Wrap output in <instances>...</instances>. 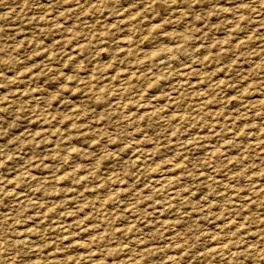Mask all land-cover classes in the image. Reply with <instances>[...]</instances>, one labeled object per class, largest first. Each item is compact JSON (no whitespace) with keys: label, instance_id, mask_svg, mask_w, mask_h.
<instances>
[{"label":"rangeland","instance_id":"1","mask_svg":"<svg viewBox=\"0 0 264 264\" xmlns=\"http://www.w3.org/2000/svg\"><path fill=\"white\" fill-rule=\"evenodd\" d=\"M161 1L0 0V264H264V0Z\"/></svg>","mask_w":264,"mask_h":264},{"label":"bare ground","instance_id":"2","mask_svg":"<svg viewBox=\"0 0 264 264\" xmlns=\"http://www.w3.org/2000/svg\"><path fill=\"white\" fill-rule=\"evenodd\" d=\"M160 1H161V0H160ZM162 1H163V0H162ZM162 1H161V2H162ZM167 1L169 2V0H166V2H167ZM151 2H152V0H151ZM164 2H165V1H164ZM166 2H165V3H166ZM174 3H175V2H174ZM179 3H180V2H179ZM167 4H168V3H167ZM172 4H173V2H172ZM174 5H175V4H174ZM182 5H183V4H182ZM177 6H178V5H176V7H177ZM179 6H180V5H179ZM183 6H184V5H183ZM149 7H150V9H151L153 6H149ZM168 7H171V6H168ZM168 7H167V8H168ZM167 8H166V9H167ZM177 8H178V7H177ZM179 8H180V7H179ZM179 8H178V9H179ZM166 9H164V10H166ZM171 9H172V8H171ZM178 9H177V10H178ZM177 10H176V12H177ZM179 10H180V9H179ZM184 10H185V9H184ZM153 11H154V10H153ZM156 11H158V10L156 9ZM180 11H181V10H180ZM154 12H155V11H154ZM181 13H182V12H181ZM158 14H159V12H158ZM178 14H179V13H178ZM175 15H177V14H175ZM162 46H163V45H162ZM166 47H167V46H166ZM166 47L164 46V48H166ZM170 47H171V46H170ZM176 47H177V46H176ZM172 48H173V47H172ZM180 48H181V47H180ZM172 50H173V49H172ZM176 50H177V49H176ZM176 50H175V52H176ZM166 51H169V50H166ZM158 52H159V51H158ZM161 52H162V51H161ZM161 52H160V53H161ZM172 52H173V51H172ZM175 52H173V53H175ZM179 52H180V49H179ZM165 53H166V52H165ZM168 53H169V52H168ZM176 53H177V52H176ZM181 53H182V52H181ZM181 53L179 54L180 56H181ZM148 55H149V54H148ZM164 55H165V54H164ZM171 55H173V54L171 53ZM157 56H158V55H157ZM166 56H167V55H166ZM169 56H170V55H169ZM173 56H174V55H173ZM175 56H176V55H175ZM180 56H179V57H180ZM182 56H183V55H182ZM145 57H146V56H145ZM153 58H154V57H153ZM167 58H168V57H167ZM167 58H166V59H167ZM176 58H178V55H177ZM176 58H175V59H176ZM141 59H142V58H141ZM154 59H157V58L155 57ZM166 59H165V60H166ZM172 59H174V58L171 57V61H172ZM161 60H162V58H161ZM177 60H178V59H177ZM145 61H146V60H145ZM153 61H155V60H153ZM167 61H169V60H167ZM151 62H152V60H151ZM161 62H162V61H161ZM176 62H177V61H176ZM170 63H171V62H170ZM162 64H163V63H162ZM167 64L169 65L168 62H167ZM167 64H166V65H167ZM166 65H165V66H166ZM168 65H167V66H168ZM188 65H189V64H188ZM185 67H186V66H185ZM185 67H183V68H185ZM188 67H189V66H188ZM188 67H187V68H188ZM180 69H181V68H180ZM191 69H193V68H191ZM189 70H190V69H189ZM177 72H178V71H177ZM177 72H176V73H177ZM181 73H182V71H181ZM187 73H189V72H187ZM190 73H192V72H190ZM185 74H186V73H185ZM182 75H183V77H184V73H182ZM187 75H188V74H187ZM194 75H196V74H194ZM191 76H192V74H191ZM191 76H190V77H191ZM181 77H182V76H181ZM192 78H193V77H192ZM194 78H195V77H194ZM180 79H181V78H180ZM182 80H186V79H182ZM182 80H181V81H182ZM189 81L191 82V80H188V82H189ZM167 82H168V81H167ZM179 82H180V81H179ZM193 82H194V80H193ZM181 83H182V82H181ZM181 83H179V84H181ZM184 83H186V82H183V84H184ZM186 84H187V83H186ZM189 84H190V83H189ZM174 87H175V86H174ZM174 87H173V88H174ZM188 87H190V86L188 85ZM176 88H177V87H175V90H176ZM194 89H195V88H194ZM170 90H172V89H170ZM173 90H174V89H173ZM173 92H176V91H173ZM193 92H194V91H193ZM198 93H199V92H198ZM170 94H171V93H170ZM170 94H169V95H170ZM190 94H192V93H190ZM193 95H194V94H193ZM193 95H190V96H193ZM201 95H202V94H201ZM194 96H195V95H194ZM196 96H197V95H196ZM199 97H200V95H199ZM199 97H198V98H199ZM192 98H193V97H192ZM192 98H191V99H192ZM194 98H195V97H194ZM201 98H202V97H201ZM199 99H200V98H199ZM197 101H198V100H197ZM170 106H171V105H170ZM194 106H195V105H194ZM196 106H197V105H196ZM196 106H195V107H196ZM195 107H194V108H195ZM200 107H201V106H200ZM190 108H191V107H190ZM190 110H191V109H190ZM198 110H199V109H198ZM185 111H186V110H185ZM195 112H196V111H195ZM184 116H185V115H184ZM179 117H180V116H179ZM184 118H185V117H184ZM257 130H258V129H257ZM258 131H259V130H258ZM255 132H256V131H255ZM257 134H258V133H257ZM234 136H235V134H234ZM163 176H164V175H163ZM159 178H160V177H159ZM161 178H162V177H161ZM163 178H165V177H163ZM172 178H173V177H172ZM167 179H168V178H166V180H167ZM158 180H159V179H158ZM160 180H162V179H160ZM163 180H165V179H163ZM155 181H156V179H155ZM172 181H173V182H176V181H174V179L171 180V182H172ZM153 182H154V181H153ZM163 182H164V181H163ZM165 182H166V181H165ZM171 182H170V183H171ZM155 183H156V182H155ZM161 183H162V182H161ZM167 183H168V182H167ZM176 183H177V182H176ZM162 184H166V183H162ZM157 185H158V184H157ZM172 185H173V183H172ZM158 186H159V185H158ZM161 186H162V185H161ZM165 186H166V185H165ZM168 186H170V185H168ZM154 187H155V186H154ZM174 188H175V187H174ZM178 188H179V187H178ZM168 189H171V188H168ZM156 190H157V189H156ZM158 190H160V189H158ZM181 192H182V190H181ZM171 193H172V192H171ZM178 193H180V192H178ZM183 193L185 194L184 190H183ZM182 195H183V194H182ZM186 195H188V194H186ZM174 196H176V195L174 194ZM174 196H173V197H174ZM177 196L179 197L178 194H177ZM177 196H176V197H177ZM178 197H177V199H178ZM182 197H183V196H182ZM171 198H172V197H171ZM179 199H180V197H179ZM182 199H183V198H182ZM187 199H188V198H187ZM169 200H170V199H169ZM184 203L186 204L187 201H185ZM126 208H127V206H126ZM130 210H131V209L128 208V211H130ZM158 211H159V210H158ZM155 212H156V211H155ZM159 212H160V211H159ZM130 213H131V212H130ZM133 214H134V213H133ZM132 217H133V216H132ZM65 226H66V225H65ZM69 227H70V226H69ZM91 230H92V229H90V231H91ZM93 230H94V229H93ZM83 231H85V229H84ZM65 232H66V230H65ZM68 232L70 233V231H68ZM71 232H73V231H71ZM82 233H83V232H82ZM71 234H72V233H71ZM86 234H87V233H86ZM86 234H85V235H86ZM75 235H76V234H75ZM77 235H78V234H77ZM81 235H82V234H81ZM85 235H83V236H85ZM83 236L81 237L82 239L84 238ZM82 239H81V240H82ZM85 239H86V238H85ZM75 240H76V239H75ZM90 240H91V239H90ZM78 241H79V240H78ZM82 242H83V241H82ZM84 242H85V241H84ZM77 243H78V242H77ZM87 243H88V241H87ZM73 244H74V243H73ZM76 245H77V244H76ZM76 245H75V246H76ZM80 245H81V244H80ZM80 245H79V246H80ZM83 245L85 246V244H83ZM86 245H87V244H86ZM88 246H89V245H88ZM77 247H78V246H77ZM86 247H87V246H86ZM79 248H80V247H79ZM82 248H83V247H82ZM90 248H91V247H90ZM94 249H95V248H94ZM85 250L87 251V250H89V249L86 248ZM93 251H96V250H93ZM97 253H98V252H97ZM93 254H94V253H93ZM92 256L94 257V255H92ZM97 256H99V254H98ZM90 258H91V256H90Z\"/></svg>","mask_w":264,"mask_h":264}]
</instances>
